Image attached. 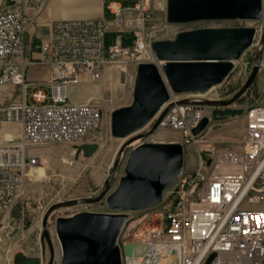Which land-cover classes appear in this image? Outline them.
Returning <instances> with one entry per match:
<instances>
[{
	"label": "built area",
	"instance_id": "built-area-1",
	"mask_svg": "<svg viewBox=\"0 0 264 264\" xmlns=\"http://www.w3.org/2000/svg\"><path fill=\"white\" fill-rule=\"evenodd\" d=\"M46 4L47 0H15L14 5L0 9V85L17 86L22 94L19 101L0 103V125H20L18 137L0 142V241L12 225L13 210L30 169L39 162L32 149L54 143L84 144L101 125L99 102L74 103L69 99V87L100 80L107 65H163L151 46L155 30L146 28L152 0L126 8L113 2L110 26L96 19L52 22L51 38L42 44V58L51 69L50 94L35 89V104L27 103L26 70L31 64L24 47L31 22L27 10L39 15ZM168 25L165 21L163 28ZM109 28L133 32L134 45L115 42L106 49ZM256 37L252 46L263 50L264 44L256 42ZM227 79L205 93L183 97L172 93L167 103L172 106L158 128L181 132L183 145L199 143L205 130L198 135L192 130L205 117L211 122L217 107L205 102L226 100L222 86ZM48 99L51 102L45 104ZM185 99L189 101L181 102ZM240 101L229 107L244 109L246 125L241 138L202 142L196 167L183 169L165 189L162 202L146 209V229L139 233L137 223L129 218L119 238L122 264H207L213 254L208 264H264V98L249 105ZM130 242L145 247L126 255L124 247Z\"/></svg>",
	"mask_w": 264,
	"mask_h": 264
},
{
	"label": "water",
	"instance_id": "water-1",
	"mask_svg": "<svg viewBox=\"0 0 264 264\" xmlns=\"http://www.w3.org/2000/svg\"><path fill=\"white\" fill-rule=\"evenodd\" d=\"M15 0H6V5ZM264 16V0H166L165 21L171 25H186L201 21H259ZM257 28L254 26L201 27L180 30L173 39H155L152 50L163 61L159 67L153 62H141L136 69L133 101L111 113V134L127 138L144 128L157 116L153 131L172 104L167 105L171 94L205 93L222 83L244 52L252 46ZM260 44H264V32ZM262 50L256 53L249 78L230 99L206 101L215 106L213 119L243 115V108L229 105L240 99L253 85L260 71ZM188 99L181 102H188ZM224 107V108H219ZM210 123L205 117L192 132L198 135ZM132 142V139L120 150ZM77 156L91 157L99 143L74 145ZM184 145L180 142L141 143L133 148L125 164V175L111 190L112 180L119 164L116 159L107 176L101 193L94 198H77L53 204L43 220L44 228L52 212L61 207L92 204L106 200L113 212L80 211L71 216L56 218V233L62 258L59 264H122L119 238L131 211H140L159 205L165 189L184 169ZM210 163V161H209ZM22 204L13 210L16 219L21 217ZM44 236L50 247L48 264L55 263V249L46 228ZM45 245L43 244V250ZM145 245L128 243L126 255ZM211 255L207 264L213 258ZM15 264H42V258L18 252Z\"/></svg>",
	"mask_w": 264,
	"mask_h": 264
},
{
	"label": "rangeland",
	"instance_id": "rangeland-1",
	"mask_svg": "<svg viewBox=\"0 0 264 264\" xmlns=\"http://www.w3.org/2000/svg\"><path fill=\"white\" fill-rule=\"evenodd\" d=\"M22 1V0H19ZM6 5V0H0V9ZM165 11H156L148 20L147 31L155 30L156 39H173L180 30L201 27H229V26H254L257 28L256 42L261 40L264 32V16L259 21H201L186 25H171L163 28ZM114 36L107 34L105 37L106 49L114 41ZM130 37L128 43L133 44ZM124 46V45H123ZM255 47H249L242 57L236 61L228 79L222 86L226 100L232 98L245 84L252 71L256 60ZM264 57V46L262 58ZM136 67L131 63L128 67L107 65L103 76L98 81H86L69 87V99L74 103H82L79 100L86 95H93L85 102H99L103 117L101 125L96 129L86 143H99L98 150L91 156L85 157L83 153L77 156L73 144L54 143L44 144L32 149V153L38 155L39 162L32 167L25 181L20 202L22 204L21 217L14 218L12 225L5 231L0 241V264H15L14 257L18 252L28 256L42 257L44 264H48L51 253L48 241L44 236L45 228L50 235L55 249V263L59 264L62 258V250L56 233V218L59 216H71L80 211L113 212L102 200L92 204H80L61 207L52 212L44 228L43 220L47 210L55 203L77 198L97 197L104 186L107 176L110 174L114 163L119 158V164L115 171L111 190H114L125 175V164L133 148L139 143H182V133L169 129L152 130L154 122H150L141 130L127 138H115L111 134V113L114 109L129 105L133 101V88L135 84ZM33 88L27 91L29 104H35L32 99ZM49 95L50 90L47 88ZM178 97L187 96V93L176 94ZM264 98V68L260 69L253 85L238 99L241 104L249 105ZM15 102V101H13ZM48 99L45 104L50 103ZM211 108H209L210 110ZM245 115L229 116L226 119H212L205 131L200 136L199 143H184V169L193 170L197 165V149L204 141L235 142L241 138L245 128ZM119 154L122 147L128 143ZM7 140V139H5ZM4 140V141H5ZM183 144V143H182ZM148 211H131V223H137L136 230L142 232L146 229V214ZM144 220V221H143ZM132 229V226H128ZM45 245V253L43 250Z\"/></svg>",
	"mask_w": 264,
	"mask_h": 264
},
{
	"label": "crops",
	"instance_id": "crops-1",
	"mask_svg": "<svg viewBox=\"0 0 264 264\" xmlns=\"http://www.w3.org/2000/svg\"><path fill=\"white\" fill-rule=\"evenodd\" d=\"M113 2L126 8L136 6L140 0H47L45 9L39 15L32 9L27 10V16L31 19L24 35L25 53L31 60V64L26 70V80L29 83L27 91L30 86L33 88L32 91L41 89L46 92L47 88L50 90L48 83L51 69L42 58V44L51 38L52 22L54 20L96 19L110 26L114 19V13L110 9V4ZM165 7L166 0H152L153 13L156 11L164 12ZM107 34L116 35L110 46L115 42L130 47L134 45V43H128L130 37L133 38V42L135 41L133 32H118L109 28L105 37ZM27 91L25 100L28 103ZM92 95L93 93L86 95L79 102L87 101ZM21 99L22 94L17 86L0 85V103H11ZM19 134L20 125L18 123L0 125V142L5 139L16 138Z\"/></svg>",
	"mask_w": 264,
	"mask_h": 264
},
{
	"label": "flooded vegetation",
	"instance_id": "flooded-vegetation-1",
	"mask_svg": "<svg viewBox=\"0 0 264 264\" xmlns=\"http://www.w3.org/2000/svg\"><path fill=\"white\" fill-rule=\"evenodd\" d=\"M241 101H242V99H241Z\"/></svg>",
	"mask_w": 264,
	"mask_h": 264
}]
</instances>
